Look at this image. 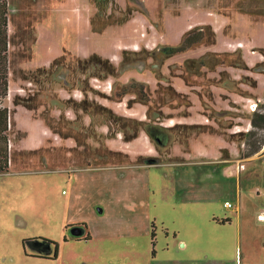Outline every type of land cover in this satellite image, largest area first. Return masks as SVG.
I'll use <instances>...</instances> for the list:
<instances>
[{
  "label": "rangeland",
  "instance_id": "obj_1",
  "mask_svg": "<svg viewBox=\"0 0 264 264\" xmlns=\"http://www.w3.org/2000/svg\"><path fill=\"white\" fill-rule=\"evenodd\" d=\"M99 1V10L92 0L6 1L3 105L13 127L0 174V264H264V223H244L238 238L240 214L264 208V130L252 128L249 110L254 101L264 113V0ZM96 14L97 28L111 25L94 29ZM203 26L215 41L178 52L183 35ZM123 50L132 51L125 61ZM93 54L115 72L78 61ZM60 56L50 73L39 70ZM99 90L131 95L112 93L113 112ZM15 97L29 99L37 119ZM141 130L149 142L134 143L139 157L113 151ZM54 248L56 260L29 256Z\"/></svg>",
  "mask_w": 264,
  "mask_h": 264
},
{
  "label": "trees",
  "instance_id": "obj_2",
  "mask_svg": "<svg viewBox=\"0 0 264 264\" xmlns=\"http://www.w3.org/2000/svg\"><path fill=\"white\" fill-rule=\"evenodd\" d=\"M7 0H0V174L6 173L9 170V160H10V139H9V133L11 131L12 122H11V115L10 110L8 107L3 105V101L8 95V44H9V36H8V10H7ZM96 6V8L102 7L101 1L99 0H92ZM95 16V15H94ZM91 18V23L94 27V29H102L106 25H111L110 22L102 23L100 21V26L97 28V18L99 15L96 14L95 17ZM97 20V21H96ZM209 35V37H208ZM209 42L213 43L215 41V32L210 26H203V27H197L194 30H190L186 32L183 35L181 44L179 48L177 49L178 52H183L194 45L201 43V42ZM129 52L124 50L122 52V58L123 61H125V57L129 55ZM134 52V51H133ZM138 53V52H136ZM132 54V53H131ZM130 54V55H131ZM65 56H60L56 59H54L48 68H40L39 70H43L44 72L50 73L53 68L59 67L62 65V61L64 60ZM78 61H81L83 63H86L88 65H100L104 72L107 74H112L115 72L114 65L110 62L109 59L103 58L99 55L93 54L90 55L86 59H78ZM83 102H86L85 100L76 104H83ZM15 105H22L30 110L35 109V107L30 103L29 99L21 98V97H15L14 99ZM75 108H78L77 106ZM250 123L254 130H264V113H256V110L252 112ZM43 119L46 121V124L50 127V129L54 130V127L52 126L53 123L50 121L49 118H46L43 116ZM255 134L253 131H248V133H245L246 137L249 135ZM127 139V138H126ZM256 150H253L249 154H246L245 157L250 156L254 153H256ZM118 155H123L122 153L116 152ZM222 158L228 159L229 153L227 149L222 150ZM228 220H221L220 224L228 223ZM264 245V243H263Z\"/></svg>",
  "mask_w": 264,
  "mask_h": 264
},
{
  "label": "crops",
  "instance_id": "obj_3",
  "mask_svg": "<svg viewBox=\"0 0 264 264\" xmlns=\"http://www.w3.org/2000/svg\"><path fill=\"white\" fill-rule=\"evenodd\" d=\"M214 30V29H213ZM124 51V50H123ZM122 51V52H123ZM128 51V50H127ZM122 52H121V54H122ZM122 56V55H121ZM116 59H121V57H120V55L116 58ZM111 62V61H110ZM112 63V62H111ZM113 64V63H112ZM114 65V64H113ZM115 66V65H114ZM127 66H129V65H127ZM171 82V81H170ZM91 83H92V81H91V78H89V80H88V85H89V87H90V89H88V91H91V93H93L94 95H96V92H98V91H96V90H98V89H96V85L94 84V82L92 83L93 84V87L91 86ZM128 84V83H127ZM140 84H143V85H145L144 83H140ZM123 86H125V84L123 85ZM123 86H121V88H124ZM112 90V89H111ZM175 90V89H174ZM88 91H86L85 92V94L86 93H88ZM81 92V91H80ZM99 92H101V93H103L104 95H105V98H103L104 99V101L102 102V101H100V103H101V106L103 107V108H105L106 110H110V111H115L116 112V110H118V107H120V105L119 104H116L114 101H113V99H112V93H115L116 95H117V97H118V99L120 98V96H121V98L120 99H123V101H125V100H127V98H128V96L129 95H131V94H129L128 92H120V93H117L116 92V90L113 92V91H110V92H106V91H103V90H99ZM82 93V92H81ZM98 94V93H97ZM100 94V93H99ZM81 95V94H80ZM119 95V96H118ZM82 96H83V94H82ZM81 97V96H80ZM79 97V98H80ZM66 97H64V99H65ZM79 98H78V101H76L77 103H79V102H81V101H83V100H85V101H87V102H89L90 101V99H91V97L88 95V98H84V99H82V100H79ZM129 99L131 100V101H134L133 100V97L131 96V97H129ZM114 103L115 105H113V106H111V103ZM136 104H138L139 105V107L137 108V111H139V112H145V110H146V108H147V104H144V103H141V102H138V101H136ZM116 106V107H115ZM22 107V106H21ZM24 107V106H23ZM127 107V106H126ZM133 108H134V105L133 104H131V106H130V108H127L128 110H133ZM28 109V108H27ZM71 109V108H70ZM38 111V108L37 109H33V111ZM36 111H35V114H33V116H30V118H32V119H37V114H36ZM72 113H74V112H72V109L69 111L68 110V112H67V114H70V119H71V114ZM124 114V113H123ZM137 115V114H136ZM122 116V115H121ZM133 117V116H135L134 114H129V115H127V117ZM89 120H91V115H89V116H86ZM134 118V117H133ZM43 119V118H42ZM135 119H137V120H139V121H144V117H142V115L141 116H137V118H135ZM89 125V124H88ZM87 126V125H86ZM47 130V129H46ZM105 132V131H104ZM146 133H144V130H141L140 132H138L137 133V135L131 140V141H127V142H125V143H127V147H124L123 146V148H120V147H122V145H121V143H118V140H116V141H114V143L113 144H116L117 145V147L113 150V151H116V152H119V151H121V153L123 154V156H126L125 158H128L129 160H134V159H136L137 157H139L140 155H141V152H138V151H136V149H135V147H134V143H136V145L138 146V145H141V143H139V141H137V140H143V141H145V144L147 143V141L149 142V138L147 139L146 138V135H145ZM61 139L63 138V139H69L68 140V143H70L71 145H76V142H77V140L76 139H74L73 138V136H66V137H64V136H59ZM86 139H87V136L85 137ZM108 142H109V140H108ZM107 142V143H108ZM111 143V144H112ZM109 144H110V142H109ZM150 144V143H149ZM77 147V145L74 147V148H76ZM129 147V148H128ZM110 149H112V148H110ZM126 149H128V150H130L129 152L130 153H128V154H125L128 150H126ZM133 149V150H132ZM135 149V150H134ZM123 151H125V153H123ZM88 159V158H87ZM235 159V158H234ZM234 159H232V160H234ZM235 160H237V158L235 159ZM219 161V160H218ZM216 162V161H215ZM218 163H221V162H218ZM214 164V163H213ZM130 166V164H123V165H116V166H113V167H121V168H127V167H129ZM90 169H92V167L91 166H88L87 164H86V166L85 167H82V168H78V169H76L75 171H79V172H82V171H88V170H90ZM130 170H132V169H130ZM239 173H240V171H239ZM256 175V174H255ZM256 176H258V175H256ZM263 177V176H262ZM140 203H142V205L144 206V207H147V203L148 202H144L143 200H141L140 201ZM147 210V209H146ZM260 212L261 211H259V212H257L256 213V216H254V215H252L251 217H247V218H245V217H242V214H240V216H239V219H240V223H239V227H238V232H239V235H238V238H239V241H241L242 240V238H243V235H242V232H243V225H244V223H246V226H247V228H249V230L251 229V228H253V225L254 226H256V224H263L264 223V221L262 222V221H259L258 219H257V216H258V214H260ZM147 215H148V213H147ZM146 219V218H145ZM147 222L149 221L148 220V217H147ZM226 220H228L229 221V223H232V219H230V218H227ZM218 224H220L219 222H220V220H217L216 221ZM72 225H74V224H72ZM75 225H77V226H83L84 225V223H81V222H79V223H76ZM68 226H70V225H68ZM68 226H67V228H68ZM88 235V240H90L92 237H91V234L90 233H88L87 234ZM261 243H264V240H262V242ZM261 249V251L262 250H264V247H263V249L262 248H260Z\"/></svg>",
  "mask_w": 264,
  "mask_h": 264
},
{
  "label": "flooded vegetation",
  "instance_id": "obj_4",
  "mask_svg": "<svg viewBox=\"0 0 264 264\" xmlns=\"http://www.w3.org/2000/svg\"><path fill=\"white\" fill-rule=\"evenodd\" d=\"M100 155V154H99ZM75 225H70L68 226V228L74 227ZM85 240H88V235L84 237ZM46 244L52 245L53 243L51 241H44ZM58 249L54 248V250H52L51 254H30L29 256L35 257V258H39V259H44V260H56L58 257Z\"/></svg>",
  "mask_w": 264,
  "mask_h": 264
},
{
  "label": "built area",
  "instance_id": "obj_5",
  "mask_svg": "<svg viewBox=\"0 0 264 264\" xmlns=\"http://www.w3.org/2000/svg\"><path fill=\"white\" fill-rule=\"evenodd\" d=\"M256 108H257V103H255L254 101H252V103L249 104V110H250V112H254L256 110ZM242 169H243V166L241 165L240 166V171ZM225 205L228 208H231L232 207V205L230 203H228V202H226ZM257 219L259 221H262V222L264 221V208L261 210L260 214H258Z\"/></svg>",
  "mask_w": 264,
  "mask_h": 264
}]
</instances>
